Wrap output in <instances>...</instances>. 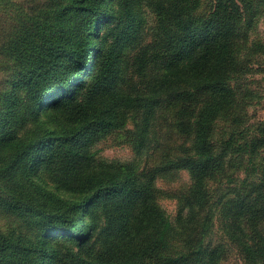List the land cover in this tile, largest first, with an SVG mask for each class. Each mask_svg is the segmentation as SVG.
<instances>
[{
	"label": "trees",
	"instance_id": "1",
	"mask_svg": "<svg viewBox=\"0 0 264 264\" xmlns=\"http://www.w3.org/2000/svg\"><path fill=\"white\" fill-rule=\"evenodd\" d=\"M259 1L241 0L235 8L231 1L214 0L209 15L198 16L194 11L200 0H119L113 7L108 0H67L59 5L61 36L50 38L38 66L24 78L49 77L52 83L30 110L33 125L20 134L0 137V164L4 163L2 172L12 184L10 197L16 203L21 199L24 207L29 205L25 201L39 191L33 172L50 160L56 141L76 142L82 135L91 139L97 132L120 129L126 125L130 109L145 113V131L149 119L161 106L178 101L193 103L191 109L183 106L175 114L179 128L191 135V151L174 166L185 169L191 183L175 221H171L154 198L158 169L150 170L148 176L137 173L136 167L120 165L103 179H95L89 195L78 194L57 211L41 213L48 222L45 226L40 218L31 222L35 232L32 237H7L0 233V264H61L62 252L51 240L66 237L79 245L89 238L94 224L77 221L79 212L106 193H119L122 216L118 253L108 264H154L153 258L157 264H219L218 247L205 245L209 226L207 217H201L206 200L205 178L223 163V153H214L213 121L219 110L234 102L230 80L238 62L235 51L240 46L234 38L252 24ZM229 4L238 18L235 26L222 18ZM84 16L92 23L90 30L96 26L102 29L103 23H115L118 30L114 41L105 31L98 45L87 48L86 53L78 51L65 37L69 26L66 22L81 21ZM99 22L102 23L97 25ZM128 44L132 53L124 51ZM91 50L84 68V56ZM65 59L68 62L64 64ZM85 86L86 93L80 99L74 98ZM198 94L202 96L200 100L195 96ZM71 99L80 107L75 109L69 104ZM38 107L45 110L43 121L37 119ZM13 117L11 106L6 121ZM261 135L251 142L244 141L243 151L249 157L264 143ZM44 144L48 146L42 152ZM4 149L11 153L2 155ZM66 157L62 166H66L69 176L76 172L88 176L90 172L84 167L93 166V153L70 149ZM261 184L264 186V180ZM239 196L236 192V198ZM243 218L246 219L232 217L227 226L229 236L243 253L246 264H264V217H254L249 225L252 231ZM193 225L197 228L192 229ZM172 242L180 247L173 248L169 245ZM168 246L175 250L167 251ZM158 251L165 256L154 255Z\"/></svg>",
	"mask_w": 264,
	"mask_h": 264
},
{
	"label": "rangeland",
	"instance_id": "2",
	"mask_svg": "<svg viewBox=\"0 0 264 264\" xmlns=\"http://www.w3.org/2000/svg\"><path fill=\"white\" fill-rule=\"evenodd\" d=\"M66 1L0 0V137L11 133L20 134L23 129H29L33 125L30 110L52 82L49 77L32 75L27 80L24 78L38 66L50 38L61 36L63 25L58 21L59 5ZM213 1L200 0L194 11L195 16L204 13L209 15ZM230 1L235 8L240 6L241 0H228L229 3ZM118 2L119 0H108V5L113 7ZM230 5L222 18L227 24L235 26L238 18L229 8ZM129 7L130 3L126 10ZM66 24L69 26L65 29V37L78 51L84 53L87 48L99 44L105 31H108V36L114 41L118 30L114 27L115 23H103L102 29H97L96 26L94 30H90L92 23H89L87 16L81 21ZM234 40L240 43L235 51L237 66L230 80L234 89V102L217 112L211 135L214 153H223V163L205 178L206 200L201 213V217H207L209 226L205 245L209 248L218 247L219 264H246L243 253L227 230L232 217H246L243 219L250 231L252 228L249 225L254 217H264V186L261 184L264 180V143L257 146L252 157L243 151L244 141L251 142L261 132L264 134V0L259 1L252 24L245 27ZM130 47L131 44H128L124 51L132 53ZM92 52L93 50L84 56V68H87ZM67 62L65 59L62 63ZM86 90L85 86L74 98L80 99ZM200 95L195 96L200 100ZM69 104L75 109L81 105L73 99ZM192 105L193 103L178 101L166 105L167 107L161 106L149 119L145 131V113L130 109L127 123L120 129L97 132L91 139L82 135L76 142L69 140L59 144L60 141H56L50 160L43 168L37 166L33 172L32 178L39 191L33 198H27V207L21 205V199L16 203L15 198L10 197V181L4 177L1 169L4 163H1L0 233L7 237H32L35 232L31 222L36 218H40L42 226L48 222L41 213L57 211V208L63 207L78 194L89 195L94 188L95 179H103L106 173L116 171L124 164L136 167L137 173L145 175L152 169H158L154 176V198L171 221H175L191 183L188 172L174 166L180 157L191 151V135H188L189 131L179 128L180 123L175 114L183 106L191 109ZM11 106L15 117L6 121ZM35 113L39 121L45 120V110L38 107ZM261 136L264 139V135ZM227 140L229 142H225ZM47 146L43 145L42 152ZM70 149L80 150L85 154L93 153V166L84 167L85 171L90 172L86 174L88 176L76 174L78 172L69 176L66 166H62L66 156L70 155ZM8 153H11L8 149L1 150L4 156ZM26 186L37 190L27 183ZM236 192L240 193L238 198ZM119 202V193H106L90 201V205L79 212L77 221H91L94 224L90 237L81 244L77 245L66 237H54L51 240L52 245L62 252L61 264L110 262L118 253L117 241L122 217ZM42 203L44 206H41ZM248 203L251 204L250 207H247ZM196 228V225L192 226V229ZM169 245H174L173 248L180 247L176 242ZM173 248L168 246L167 251L175 250ZM154 255L165 256L163 251ZM151 261L154 264L158 262L155 258Z\"/></svg>",
	"mask_w": 264,
	"mask_h": 264
}]
</instances>
